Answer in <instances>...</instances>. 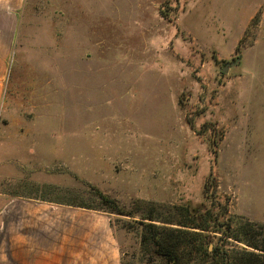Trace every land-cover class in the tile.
I'll return each instance as SVG.
<instances>
[{"label":"rangeland","instance_id":"374dc122","mask_svg":"<svg viewBox=\"0 0 264 264\" xmlns=\"http://www.w3.org/2000/svg\"><path fill=\"white\" fill-rule=\"evenodd\" d=\"M3 88L0 193L109 215L122 264L152 213L264 225V0H26Z\"/></svg>","mask_w":264,"mask_h":264},{"label":"crops","instance_id":"0c3cea01","mask_svg":"<svg viewBox=\"0 0 264 264\" xmlns=\"http://www.w3.org/2000/svg\"><path fill=\"white\" fill-rule=\"evenodd\" d=\"M25 2L0 0V106ZM0 264H122V254L109 215L0 193Z\"/></svg>","mask_w":264,"mask_h":264},{"label":"trees","instance_id":"16d2710c","mask_svg":"<svg viewBox=\"0 0 264 264\" xmlns=\"http://www.w3.org/2000/svg\"><path fill=\"white\" fill-rule=\"evenodd\" d=\"M190 125L194 128L191 122ZM212 188L213 192L209 195ZM96 192L103 202H109L101 192ZM216 192V186L208 182L206 194L213 202L217 198ZM74 207L86 209L82 206ZM226 215L227 210L223 205L216 212L206 207L187 210L188 222H161L152 213L144 219L149 222L142 223V247L148 249L159 264H264V225L254 226L246 222L241 227L245 239H240L231 221L223 220ZM198 218L199 224L196 220ZM155 222L177 227L158 225ZM216 233L221 234V237L214 243L213 234ZM229 239L244 243L250 250H230L225 244Z\"/></svg>","mask_w":264,"mask_h":264},{"label":"water","instance_id":"95a60500","mask_svg":"<svg viewBox=\"0 0 264 264\" xmlns=\"http://www.w3.org/2000/svg\"><path fill=\"white\" fill-rule=\"evenodd\" d=\"M232 66L231 64H227L226 67L223 69V72H227L228 68ZM210 249H212V246H210Z\"/></svg>","mask_w":264,"mask_h":264}]
</instances>
